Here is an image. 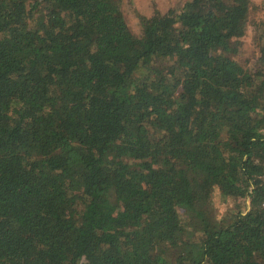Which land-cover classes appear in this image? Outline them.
Masks as SVG:
<instances>
[{"label": "trees", "instance_id": "obj_1", "mask_svg": "<svg viewBox=\"0 0 264 264\" xmlns=\"http://www.w3.org/2000/svg\"><path fill=\"white\" fill-rule=\"evenodd\" d=\"M251 8L0 0V264H264Z\"/></svg>", "mask_w": 264, "mask_h": 264}, {"label": "rangeland", "instance_id": "obj_2", "mask_svg": "<svg viewBox=\"0 0 264 264\" xmlns=\"http://www.w3.org/2000/svg\"><path fill=\"white\" fill-rule=\"evenodd\" d=\"M185 0H121V9L127 24L133 31L137 32L139 29V15L144 14L149 16L154 9L165 10L170 6H181ZM252 8L250 9L251 22H258L264 20V0H251ZM254 23L249 25L247 33L241 38V55L240 60L250 57L254 61L255 56L260 53L261 42L258 43L253 36L255 32L253 29ZM214 212L220 214L227 206L228 200L215 195L214 196Z\"/></svg>", "mask_w": 264, "mask_h": 264}, {"label": "built area", "instance_id": "obj_3", "mask_svg": "<svg viewBox=\"0 0 264 264\" xmlns=\"http://www.w3.org/2000/svg\"><path fill=\"white\" fill-rule=\"evenodd\" d=\"M261 179H262V182L264 183V170H263V172H262V174H261ZM262 205L264 206V200H263V202H262Z\"/></svg>", "mask_w": 264, "mask_h": 264}]
</instances>
